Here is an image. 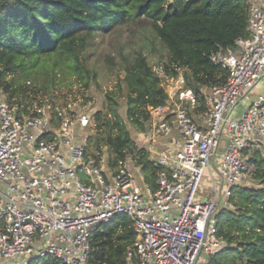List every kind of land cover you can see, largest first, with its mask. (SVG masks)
Returning <instances> with one entry per match:
<instances>
[{
  "label": "built area",
  "instance_id": "built-area-1",
  "mask_svg": "<svg viewBox=\"0 0 264 264\" xmlns=\"http://www.w3.org/2000/svg\"><path fill=\"white\" fill-rule=\"evenodd\" d=\"M246 1L247 36L209 55L227 71L226 81L197 94L179 77L164 88L166 103L149 109L146 141L178 136L174 149L152 159L154 189L130 157L111 169L86 154L75 127L90 125L89 114L55 127L41 100L22 102L0 89V264L45 257L90 264L91 235L116 215L136 234L123 264H207L225 245L215 215L231 189L255 175L264 146V90L231 116L264 80V0ZM206 170L211 190L201 192Z\"/></svg>",
  "mask_w": 264,
  "mask_h": 264
},
{
  "label": "trees",
  "instance_id": "trees-1",
  "mask_svg": "<svg viewBox=\"0 0 264 264\" xmlns=\"http://www.w3.org/2000/svg\"><path fill=\"white\" fill-rule=\"evenodd\" d=\"M247 8L246 0H0V89L8 98L31 104L38 87L25 80L40 73L49 81L55 73L73 76L88 89L96 74L87 67L80 33L125 19H149L168 53L162 76L141 52L125 59L116 84L104 90L103 107L90 114L94 134L87 136L84 147L88 155L89 149L99 152L106 146L111 169L130 157L154 189L158 166L145 147L136 145L126 123L145 132L149 109L167 101L162 79L168 82L180 70L185 71V86L197 94L202 87L223 84L227 71L209 55L247 36ZM120 98L123 114L118 111ZM50 114L56 127L61 117L57 111ZM254 178L259 186L233 187L227 205L215 215L225 245L208 256L207 264H264V157L259 155ZM135 240L131 221L116 215L91 235L89 263L123 264ZM32 264L62 263L45 257Z\"/></svg>",
  "mask_w": 264,
  "mask_h": 264
},
{
  "label": "rangeland",
  "instance_id": "rangeland-1",
  "mask_svg": "<svg viewBox=\"0 0 264 264\" xmlns=\"http://www.w3.org/2000/svg\"><path fill=\"white\" fill-rule=\"evenodd\" d=\"M80 36H84L86 45L83 50L87 67L95 72L96 77L88 89H83L72 76L63 77L60 73H55L53 79L49 78L43 73L34 75L25 80L28 86L38 87L37 93L34 95L35 100H41L42 104H46L48 112L57 111L61 119H73L81 114H92L99 110L104 105V90L112 88L125 65V59L130 60L137 53L141 52L149 65H151L156 72L162 76L161 67L168 59V53L165 46L157 37L152 29L151 21L144 16L135 19H125L121 23L111 26H106L93 31L91 34H85L83 31ZM183 77L186 83L185 71L180 70L177 77L169 80L163 78V85L165 89L173 85L177 78ZM264 90V80H261L252 90L245 96V98L234 108L231 116H236L242 113L250 104L251 101L257 99L258 95ZM30 96V95H29ZM118 111L124 112V99H118ZM131 132L132 139L138 147H147L144 132H137L128 122L126 123ZM94 125H88L85 128L75 127V133L80 142H85L87 136L94 134ZM155 149L159 151H166L170 148L168 146L160 145L158 141L152 142ZM172 145V144H170ZM221 148L218 150L220 151ZM99 155L102 158V164L107 165L109 158V151L106 146H101L99 152L88 150V155ZM259 156L264 157V146L258 153ZM153 158L155 156L153 155ZM216 159V158H215ZM130 166L133 171L138 174L139 178L143 175L139 167L130 160ZM244 186L256 187L259 186V181L253 177L248 178L243 182ZM211 190L209 172L206 170L203 175L201 184V192H208ZM205 258L201 255L199 263Z\"/></svg>",
  "mask_w": 264,
  "mask_h": 264
},
{
  "label": "crops",
  "instance_id": "crops-1",
  "mask_svg": "<svg viewBox=\"0 0 264 264\" xmlns=\"http://www.w3.org/2000/svg\"><path fill=\"white\" fill-rule=\"evenodd\" d=\"M160 145L163 146H168L170 149H174L177 145H178V136L175 132H173L170 135L165 136L164 138H161L159 140H157ZM146 143L148 144L147 147H145L149 154H150V158L153 159V155L156 156V153H161V152H165V151H159L155 149V145H152L150 142L146 141ZM172 144V145H170Z\"/></svg>",
  "mask_w": 264,
  "mask_h": 264
}]
</instances>
